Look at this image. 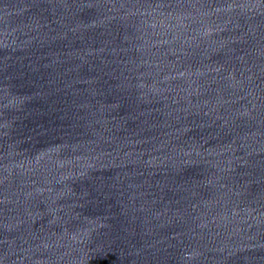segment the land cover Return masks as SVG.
Wrapping results in <instances>:
<instances>
[{"label": "water", "instance_id": "95a60500", "mask_svg": "<svg viewBox=\"0 0 264 264\" xmlns=\"http://www.w3.org/2000/svg\"><path fill=\"white\" fill-rule=\"evenodd\" d=\"M0 264H264V0H0Z\"/></svg>", "mask_w": 264, "mask_h": 264}]
</instances>
